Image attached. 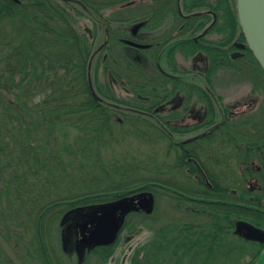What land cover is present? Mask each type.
Returning <instances> with one entry per match:
<instances>
[{"label": "trees", "instance_id": "16d2710c", "mask_svg": "<svg viewBox=\"0 0 264 264\" xmlns=\"http://www.w3.org/2000/svg\"><path fill=\"white\" fill-rule=\"evenodd\" d=\"M77 1L81 6L64 0H21L19 3L0 0V209L5 200L9 204V211L0 213L2 219L8 213L4 215L5 222H0L2 236H14L16 254L23 249L26 256L39 264H58L52 252L44 247L49 230L46 217L51 211L53 218L54 214L83 210L140 192L154 195L159 189L167 197L170 192L179 194L182 198L175 199L176 207L188 214L200 215L192 208L201 206L205 211L204 223L189 218L155 228L151 240L141 247L143 254L139 249L134 250L129 264H180L171 258L174 254H188L191 261L185 264H260L264 259V241L238 234L236 224H252L264 230V212L255 210L263 209V192L248 198L246 188L239 183V198L234 199L225 194L229 193V187L218 183L214 186L195 182L199 188H194L187 179L181 184L163 178L172 169L181 176L186 174L187 168L191 170L187 162L189 154L183 147L167 148L176 151L172 164L140 167L144 171L125 162L122 165L110 163L104 171L99 167L103 166L101 163H93L88 168L90 158L98 157L97 145L101 148L106 138L113 135L114 125L121 134L129 127L131 132L142 137L150 136L154 125L149 123L151 119L142 118L133 110L144 105L150 111L151 103L137 102L135 95L129 101L114 93L106 95L105 69L102 67L98 73L99 68H95L107 61L103 53L105 41L100 50L92 51L95 40L77 26L78 16L86 14L84 8L97 15L104 3L103 0ZM229 15L242 37L236 9L232 11L230 6ZM6 28L9 32L4 34ZM110 61L113 77L118 81L124 78L136 93L135 55L112 56ZM239 62L259 68L249 49ZM147 80L144 75L143 84L150 92ZM105 98L121 109L133 108L123 112L112 109L110 106L115 105ZM124 104L127 106H122ZM258 122L253 126H259ZM71 130L76 133L69 138ZM98 167L99 173L92 171ZM70 168L72 177L67 172ZM74 177L80 181L77 188L74 183L70 188L63 185V181H71ZM45 184L49 189L55 187L56 192L47 190ZM10 189L17 194L14 200L8 198ZM61 189L65 191L60 192ZM203 198L206 202L200 205ZM74 200L77 202L72 203ZM21 203L32 212L33 222H28L32 225L30 237L25 235L27 222L19 221L25 215L13 214V210L20 211ZM140 214L144 215L129 213L136 217ZM127 224L125 219L122 229L127 228ZM59 225L65 227L62 222ZM18 239H28L29 243L20 244ZM116 241L92 248L89 255L97 259L98 264H105ZM5 248V245L4 248L0 246V254Z\"/></svg>", "mask_w": 264, "mask_h": 264}, {"label": "flooded vegetation", "instance_id": "af4514ba", "mask_svg": "<svg viewBox=\"0 0 264 264\" xmlns=\"http://www.w3.org/2000/svg\"><path fill=\"white\" fill-rule=\"evenodd\" d=\"M103 3L101 13L97 15V22L105 28L103 53L106 56L112 52L131 54L136 60V93L125 80L118 81L113 77L109 60L108 95L114 93L120 97L116 94L120 90L125 95L137 96L136 101L151 103L150 111L144 105L130 108L140 117L153 120L157 139L163 136L168 149L183 147L188 152L187 162L192 172L187 168L179 180H189L194 188H199L195 182L209 185L215 182L222 186L236 183L235 187H229V193H225L234 199L239 198V183L252 197L259 191L264 194V126H253L257 119L254 116L259 112L264 115V91L253 79L238 84L239 71L242 66L249 65L239 60L249 48L229 15L230 6L232 11L235 10L234 1L103 0ZM126 9L135 13H119ZM129 21L135 23L134 26ZM187 53L193 55L192 63H176L177 56ZM174 67L179 68V74L190 75L189 78L175 73ZM217 68L228 74L222 81L234 87L231 93L237 95L240 86H244L242 90L248 86L249 92L262 93L257 105L254 106L252 100L228 103L223 93H217L210 77ZM259 68L264 75L260 65ZM146 71L152 78L150 83L145 82L149 84L150 92L143 84L144 75L148 77ZM113 108L127 111L116 105ZM180 136L183 138L178 140ZM212 144L217 152L210 159L218 165L217 171L212 170L201 155L202 146ZM163 178L173 180L170 173ZM156 192L161 191L156 189ZM168 196L174 202L176 198H182L176 192H170ZM205 202L203 198L200 205ZM262 207V210H255L264 212ZM192 209L204 216L201 206ZM74 239L81 242L77 229Z\"/></svg>", "mask_w": 264, "mask_h": 264}, {"label": "rangeland", "instance_id": "374dc122", "mask_svg": "<svg viewBox=\"0 0 264 264\" xmlns=\"http://www.w3.org/2000/svg\"><path fill=\"white\" fill-rule=\"evenodd\" d=\"M64 2H69L72 4L74 3L76 4V6L80 5L77 0H64ZM234 8L236 9L235 1H234ZM84 10L86 11V14L83 15L82 17L78 16L80 18H78L77 26L82 31V33H85V35L89 36L90 39L93 38L95 40V43L92 45L93 46L92 51H93L101 47V43L105 41L104 40L105 28L103 27V25L99 24L100 22H97L98 14L97 15L94 14V12L88 9L87 7L84 8ZM130 10L131 9L121 10L119 11V13L120 14L135 13V11L131 12ZM129 23L133 24V22H130V21ZM8 32L9 30L8 28H6V30L4 31V34H7ZM118 50L121 51L120 46ZM134 50H135V53H137L138 55L137 49L135 48ZM119 55H122L121 52L119 53L112 52V55H108V56L104 55V58H106L107 61L102 66L101 64H98V66L96 65L95 68L96 69L97 67L99 68L98 73H101L100 70L103 67V69H105V75H106L107 69L110 66L109 60H111L112 56L114 58V56H119ZM192 58H193L192 54L190 55L189 53L182 54L179 57L177 56L176 63L177 62L178 63H192ZM111 69H112V66H111ZM117 69L120 70V68H117ZM175 70H176L175 73L179 74V68L177 67L175 68ZM221 70H222L221 68H217L216 71L210 75L211 80L214 82V86L216 87L217 93H223L225 95L224 96L225 100L228 103H231L235 100L248 103L249 101L252 100L254 101V106L257 105L256 103L258 99L262 97V93L258 94L257 92L255 93L249 92L250 87L248 86L244 88V90H242V87L244 86L242 87L240 86L239 93L237 95L231 93L234 87H231L222 81V79L225 78L228 74H226L225 72ZM147 74H148L147 81L148 83H150L152 81V78L148 72ZM179 75H182L184 79H188L190 76V75L187 76L184 74H179ZM105 79H107V77ZM237 79H238V84L243 83L247 79H253L255 80V82L258 83V85L260 84L263 87V91H264V75L262 74L261 70L257 67H254L251 65H247L244 67L242 66L237 76ZM121 80H125V79L121 77ZM191 87H193V85H191ZM104 93H106V90L104 91ZM116 94L120 95L119 98L123 99L124 101H129L130 98L132 97V96H129V94L125 95V93L120 90ZM106 95H108V92L106 93ZM105 99L109 100L107 98ZM109 101L111 105H115L114 101L112 100H109ZM122 106H127V104H124ZM111 108L115 109L113 107ZM254 117L257 118L255 119V122L259 120L258 122L259 127L264 126V115L262 113L259 112ZM149 123L154 125L153 120H150ZM116 128L117 126L114 125L113 135L110 136L111 138L109 136L106 138V142L103 143L101 148L99 144L97 145V147H99V152L97 153L98 157L90 158V164L88 165V168L92 167L94 165L93 163H96V164L101 163L103 166H99V167H101L104 171L108 169L110 163L114 162L116 163V165H122V163L125 162L126 165L131 166V167H135L133 166V164H135L138 171H144V170H140V167L156 166L157 168V167H162L163 164L173 163L176 157V151L173 149L167 150V140L163 136L160 137L161 139L158 140L157 135H155L154 128H152L149 131L151 133L150 135L151 137L150 136L142 137L140 135H135V133L129 130V127L127 128L128 130H125L124 133L121 134L119 130ZM75 133L76 132L74 130H71L69 132V138L74 136ZM182 138L183 136L182 137L180 136L178 140H181ZM202 147H203L202 154H201L202 158L204 159L206 164L211 167L212 170L217 171L218 165L216 164L214 159H210V157L215 155L217 152L216 146L212 144V145H205ZM99 167L92 171L95 173L96 172L99 173ZM67 172L72 177V169L71 168L67 169ZM170 176L173 178V180L179 181L182 184L181 181H183V179L179 180L181 177L176 169L171 170ZM72 183H74V186L76 188L80 185V181H78L76 177H74L73 180L68 181V182L63 181V185L65 186L66 184L67 188H70ZM212 184L215 186V182H212ZM236 185H237L236 183L226 184L224 185V187L226 186L235 187ZM45 187L47 188V190H50V191L52 190L54 193L56 192V190H54L56 189L55 187L49 189L47 184H45ZM63 189H61L60 192ZM10 190H11V194L8 196V198H11L13 200L16 199L17 194L12 189ZM247 193L249 194L247 197L251 198L252 194L250 192H247ZM26 194H28V192H26ZM70 195H76V193H71ZM154 195H155L154 196V208H153L152 213L150 214L144 213V215L140 214L138 217L129 215L125 218L128 220L127 228L121 229L118 235L117 241L114 245L113 253L107 259L105 264H129V261H130L129 259L131 257L132 252L136 249H139L140 253L143 254L141 247L147 241L151 240V238L154 235V229L162 225L168 224L169 222H179V221H184L187 219L190 220L189 218L194 220L195 218V221L199 219V220H202V223H204L205 216L203 215L193 216L192 214H188V212L182 209H178L176 207L177 203H175L172 199L164 195L162 192L155 191ZM75 202H77V200L72 201V203H75ZM3 204H4V207L2 208V210L0 209V213L1 212L5 213L9 211V206H8L9 204L7 200H5ZM237 204H240V203L237 202ZM22 205L23 203L20 204V207H21L20 211L13 210L14 211L13 214L20 215V213H22L23 215H25V217L19 219V221L27 222L26 224L27 232L25 233V235L26 237H30L29 235L31 234L32 225H30L28 222L32 221V214H30L32 212H29V210L26 209V207H22ZM87 208H90V206L83 208V210L76 211V209L74 210L72 209L70 211H67L66 213L64 212L59 215L54 214L56 216L53 218L50 217L52 215V211H51L50 212L51 215H48L46 217V223H48L47 228L49 230H48V237L46 236V239H45L44 247L48 251L52 252L53 257L54 259L56 258L55 260L58 264H85L84 262H86V264H98L97 259L95 260V258L89 255V252H91V249H86V251L83 252L82 255L80 256L81 253L76 251L75 246H72V247L70 246V244L72 245L75 244V239H74L75 230L73 228H71L68 231V233H65L64 236L62 235L64 229L66 228L67 230V226H70L72 223H75L76 221H82L83 214H86V211L84 209H87ZM6 214L4 215L6 216ZM4 215H3V219L0 217L2 219L0 220L1 223L5 222ZM60 222H63L65 224V227H62L63 225L60 226L59 225ZM132 226L134 227L129 228ZM1 232L2 230L0 227V246L4 248V245H5L6 248H5V252L0 254L1 256L0 264H39L37 260L31 259L30 257L26 256L27 253L23 249L16 254L13 251L15 248V242H16V239L14 238V236L13 235L11 237L5 236L7 237V240H5V237L2 236ZM63 239L66 241L67 247L63 245L64 243ZM18 242L20 244L29 243L28 239L27 240L18 239ZM67 249L68 251L65 253L64 251H66ZM195 257L196 256H194V258ZM171 258L177 260V262H180V264L182 263L185 264L187 260L191 261V258L188 254L187 255L186 254H174ZM258 259H261V258L258 257ZM263 260H261L260 264H263Z\"/></svg>", "mask_w": 264, "mask_h": 264}, {"label": "water", "instance_id": "95a60500", "mask_svg": "<svg viewBox=\"0 0 264 264\" xmlns=\"http://www.w3.org/2000/svg\"><path fill=\"white\" fill-rule=\"evenodd\" d=\"M19 2V0H12ZM238 22L246 45L264 70V0H235ZM240 46H245L239 44ZM96 96V94L93 92ZM154 198L151 192L145 191L101 203L85 209L82 221H76L64 229L62 235L73 228L81 234V242L73 244L80 256L85 249L112 244L118 237L126 215L131 211H144L150 214ZM64 221V220H63ZM63 223V222H62ZM238 234L247 239L264 241V230L252 224H236ZM66 231V232H65ZM63 245H67L63 239ZM86 245V248L83 247ZM264 264V260H263Z\"/></svg>", "mask_w": 264, "mask_h": 264}]
</instances>
